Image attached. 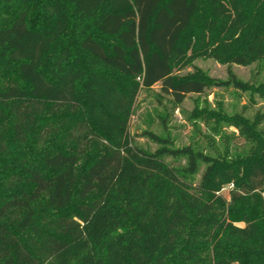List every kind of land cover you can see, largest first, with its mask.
<instances>
[{
    "label": "trees",
    "instance_id": "trees-1",
    "mask_svg": "<svg viewBox=\"0 0 264 264\" xmlns=\"http://www.w3.org/2000/svg\"><path fill=\"white\" fill-rule=\"evenodd\" d=\"M199 59H264V0H0V264H264V113L217 157L129 131L154 86L250 89Z\"/></svg>",
    "mask_w": 264,
    "mask_h": 264
},
{
    "label": "rangeland",
    "instance_id": "rangeland-1",
    "mask_svg": "<svg viewBox=\"0 0 264 264\" xmlns=\"http://www.w3.org/2000/svg\"><path fill=\"white\" fill-rule=\"evenodd\" d=\"M194 65L216 80H227L233 73L246 82L250 89L242 91L232 86L226 89L212 87L200 97H188L181 107L174 106L170 97L163 96L159 85L151 90H143L137 98L130 122L131 136L138 146L149 151L157 149L159 143L144 136L145 131L168 137L173 147L190 146L214 157L248 149L249 146L239 137L238 131L230 126L229 120L241 116L249 122H255L264 113V99L256 91L264 85V59L247 67L229 66L212 59H199ZM193 70L189 68L184 73ZM260 129L264 132V120ZM168 161L175 165H184L186 162L184 158L176 161L169 158ZM230 193L231 190L223 192L228 204Z\"/></svg>",
    "mask_w": 264,
    "mask_h": 264
},
{
    "label": "built area",
    "instance_id": "built-area-1",
    "mask_svg": "<svg viewBox=\"0 0 264 264\" xmlns=\"http://www.w3.org/2000/svg\"><path fill=\"white\" fill-rule=\"evenodd\" d=\"M233 188V185H229L227 187H224L222 190H221V194H223V192H225L226 190H231Z\"/></svg>",
    "mask_w": 264,
    "mask_h": 264
}]
</instances>
